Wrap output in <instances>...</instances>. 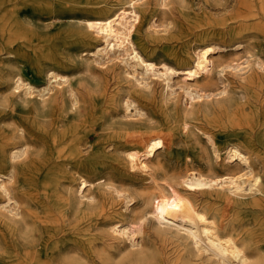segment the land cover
Returning a JSON list of instances; mask_svg holds the SVG:
<instances>
[{"label":"bare ground","instance_id":"obj_1","mask_svg":"<svg viewBox=\"0 0 264 264\" xmlns=\"http://www.w3.org/2000/svg\"><path fill=\"white\" fill-rule=\"evenodd\" d=\"M185 1L0 0V264H264V0Z\"/></svg>","mask_w":264,"mask_h":264},{"label":"rangeland","instance_id":"obj_2","mask_svg":"<svg viewBox=\"0 0 264 264\" xmlns=\"http://www.w3.org/2000/svg\"><path fill=\"white\" fill-rule=\"evenodd\" d=\"M220 1H224V0H218L217 2H220ZM217 2L205 3L202 0H186L183 5L179 2H175L173 6L176 9L181 8L182 11L186 12L189 16L196 15V14L203 15L202 13L205 11L209 14H212V15H218L219 13L222 12L221 10H219L222 6L220 4H218ZM153 6H156L158 8H164V6L161 3L159 4V1H158V3L153 4ZM68 20H69L68 18H63L62 22L66 23ZM28 21L30 22L32 29H34L38 33V35L42 38L47 36L48 34H50V32L54 29V27L52 25V20L49 18L48 14L45 12L32 13L28 17ZM202 36H203V34L200 35V37H202ZM159 50L160 51H157L155 53V55L158 58H160L161 60H165V61L172 63V64L175 63V61L172 57L164 54V52L162 51V47H160ZM228 50H231V48ZM242 54H244V52H242ZM106 67L107 66H105V65L95 64L96 73L102 74V71H104ZM59 71L66 73V74L70 73V71H67L66 69H63V68L59 69ZM22 73H23V76L26 79H28L29 81H32V82L37 81V78L34 77L30 73V71L27 67L24 68ZM113 73L115 74L117 72H111L112 75H113ZM160 94L161 93H160V89H159L157 92V96H160ZM262 234H263L262 236L264 238V231L262 232ZM263 248H264V241H263Z\"/></svg>","mask_w":264,"mask_h":264}]
</instances>
